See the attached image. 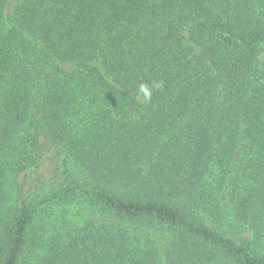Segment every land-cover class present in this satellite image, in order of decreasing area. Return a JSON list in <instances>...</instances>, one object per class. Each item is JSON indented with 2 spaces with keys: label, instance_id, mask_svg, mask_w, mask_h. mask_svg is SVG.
<instances>
[{
  "label": "trees",
  "instance_id": "16d2710c",
  "mask_svg": "<svg viewBox=\"0 0 264 264\" xmlns=\"http://www.w3.org/2000/svg\"><path fill=\"white\" fill-rule=\"evenodd\" d=\"M8 4L0 264H264V0Z\"/></svg>",
  "mask_w": 264,
  "mask_h": 264
},
{
  "label": "rangeland",
  "instance_id": "374dc122",
  "mask_svg": "<svg viewBox=\"0 0 264 264\" xmlns=\"http://www.w3.org/2000/svg\"><path fill=\"white\" fill-rule=\"evenodd\" d=\"M15 1L16 0H9V4H8V10L10 11V10H12V8H13V6H14V4H15ZM80 208V206H70V209L71 210H73V209H75V210H77V209H79ZM56 212H58L59 213V210L57 209H55V213L54 214H56ZM81 212L82 213H84V217L83 216H80L79 218L80 219H78L77 221H81L82 223H84L82 220H84V221H93V222H97V223H99V222H101V220H103L102 218H101V216L100 215H98V214H96L95 212H93V213H91L90 212V210H88L87 208H85V209H82L81 210ZM53 214V215H54ZM83 218V219H82ZM82 219V220H81ZM160 237H162V235H159ZM164 242V238L163 239H161V244Z\"/></svg>",
  "mask_w": 264,
  "mask_h": 264
},
{
  "label": "clouds",
  "instance_id": "9594fccd",
  "mask_svg": "<svg viewBox=\"0 0 264 264\" xmlns=\"http://www.w3.org/2000/svg\"><path fill=\"white\" fill-rule=\"evenodd\" d=\"M163 82L162 81H153L151 83L149 82H142L138 86V95L143 96L145 99V102L150 101L153 92L156 89L162 88Z\"/></svg>",
  "mask_w": 264,
  "mask_h": 264
}]
</instances>
